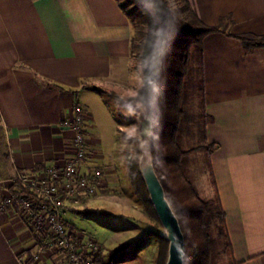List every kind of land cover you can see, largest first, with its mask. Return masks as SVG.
<instances>
[{
  "label": "crops",
  "instance_id": "0c3cea01",
  "mask_svg": "<svg viewBox=\"0 0 264 264\" xmlns=\"http://www.w3.org/2000/svg\"><path fill=\"white\" fill-rule=\"evenodd\" d=\"M185 1L203 23L221 26L202 38L205 131L217 143L210 163L233 260L264 264V46L248 51L228 34L264 35V0ZM136 56L131 21L117 0H0V180L71 156L73 108L88 109L101 93L136 91ZM91 122L87 136L101 149L88 164L103 167L116 188L121 127L113 121L105 150ZM64 260L59 250L38 251L22 221L0 215V264Z\"/></svg>",
  "mask_w": 264,
  "mask_h": 264
},
{
  "label": "trees",
  "instance_id": "16d2710c",
  "mask_svg": "<svg viewBox=\"0 0 264 264\" xmlns=\"http://www.w3.org/2000/svg\"><path fill=\"white\" fill-rule=\"evenodd\" d=\"M148 2L151 4L153 0H148ZM118 3L126 12L122 4L119 1ZM124 4H128L144 14L145 33L140 42L141 50L139 54L142 82L135 94L129 96L122 103L132 108L141 106V110H137H139L138 114L142 118L154 98L152 91L153 81L158 82L160 88L158 103L162 110V119L160 121L162 124L160 138L162 147L159 155L163 160V167H156L155 172L164 188L167 199L176 213L184 234V264H220L223 256H226V259L222 262L223 264H237L233 260L232 244L225 224L226 215L220 202L211 169L210 154L215 145L210 142H205L198 147L184 148L182 145L183 134L187 131L191 140L193 137L192 129L195 126L194 122H186L184 117V107L188 105L190 98L194 99L196 97L197 111L203 119L202 127L204 128L205 124L211 121L205 105L202 38L208 33L221 31V26L219 24L207 25L203 23L185 0L182 2V8L190 16V20L196 21L198 25L196 27L181 28L176 13H174L166 0H154L153 11L156 14L154 23L147 14L141 11L138 0H124ZM169 9L175 16L176 32L171 41L170 50L163 58L159 74L154 75L152 68L148 65L153 50L154 36L152 30L165 28L171 22ZM228 34L240 40L248 51L257 46H264V35L253 32ZM193 58L195 60L194 65H191L190 60H193ZM195 74L199 77L198 82L194 81ZM91 88L102 91L98 87ZM140 140L139 136L136 147L139 145ZM195 150L204 152L205 162L209 168L210 183L213 187L210 197H204L198 192L196 187L186 177L182 168L184 158ZM126 171L130 186L141 204L142 211L149 219L155 221L152 228L147 231V234L157 241L155 264H165L167 242L157 234L156 230L160 224L149 201L138 167L126 165ZM105 191L103 189L102 192ZM77 212L82 214L88 212L108 214V212L99 209H81ZM70 224L73 228H77L73 222H70ZM119 252V247L108 249L107 252L101 251L95 256V264H113L117 261L116 257ZM29 260L30 258H28Z\"/></svg>",
  "mask_w": 264,
  "mask_h": 264
},
{
  "label": "rangeland",
  "instance_id": "374dc122",
  "mask_svg": "<svg viewBox=\"0 0 264 264\" xmlns=\"http://www.w3.org/2000/svg\"><path fill=\"white\" fill-rule=\"evenodd\" d=\"M117 1L125 8L132 24L134 48L137 51V56L133 63L137 65L138 84L141 85L142 71L139 54L141 50L140 42L145 33V17L140 11L132 8L128 4H124V0ZM166 1L174 13H176L181 28L198 26L195 20H190V16L182 8V0ZM194 61V58L190 60L191 65H194ZM194 81H199L197 74L194 76ZM135 92V89H132V91L117 90V95L114 93V95L101 93L98 101H95V98H90L88 109L92 113V121L99 125L97 131L103 137L102 145L107 144L105 150H108V144L111 142L109 138L112 137L114 132L110 130L113 121L115 128L117 125L121 127L118 129L120 136H123L122 147L117 149L121 157L119 163L120 171L116 174V183L118 185L116 188H109V182L106 178V182L103 183V188L97 194L66 201L63 208V215L68 222H73L77 226V229L84 231L85 239L93 238L100 243L101 251L107 252L108 249L119 247L120 252L116 257V262L119 264H155L157 241L147 234V231L152 228L155 221L149 219L142 211L141 204L138 202L130 186L126 164L122 162V155L125 149L128 151L135 149L137 139L140 136L141 118L138 114L139 110L137 109L141 110L142 107H131L132 113L129 114L130 107L122 103L129 97L130 93L134 95ZM197 109L196 97L194 99L190 98V102L184 107V117L186 118V122H194L195 126L192 129L193 137L191 140L187 131L183 134L182 145L184 148L202 146L205 142L211 143L209 132L206 134V128L202 127L203 119L199 116ZM210 123L207 122L205 126ZM205 134L207 140L204 139ZM127 137L132 139L128 140L126 139ZM213 144L215 147L217 146V143ZM100 149L101 147L99 145V152ZM214 151L215 149L213 148L210 156ZM203 153V151L195 150L189 156H186L182 162V168L186 177L192 182L198 192L204 197H210L213 192V187L210 183L209 168L205 162ZM89 161L84 163L85 166ZM88 166L90 168L101 167L93 164H88ZM103 189L106 191L102 192ZM81 209H99L108 212V214L98 212L82 214L77 212ZM104 234L106 235L105 239L103 237ZM225 259L226 256H223L220 261L223 262ZM222 262L220 264H223Z\"/></svg>",
  "mask_w": 264,
  "mask_h": 264
},
{
  "label": "built area",
  "instance_id": "2783aa9c",
  "mask_svg": "<svg viewBox=\"0 0 264 264\" xmlns=\"http://www.w3.org/2000/svg\"><path fill=\"white\" fill-rule=\"evenodd\" d=\"M73 111L68 120L73 128V154L41 172L16 170L12 177L0 180V215L7 213L22 221L38 251L48 248L64 253L63 264H95L101 244L85 239L84 231L73 228L63 215L66 201L95 195L106 182L104 168L84 164L99 151L98 140L86 133L92 125L91 112L79 104Z\"/></svg>",
  "mask_w": 264,
  "mask_h": 264
},
{
  "label": "clouds",
  "instance_id": "9594fccd",
  "mask_svg": "<svg viewBox=\"0 0 264 264\" xmlns=\"http://www.w3.org/2000/svg\"><path fill=\"white\" fill-rule=\"evenodd\" d=\"M138 4L141 8V11L149 16V19L154 23L156 21V14L153 11L154 8V0L150 4L148 0H138ZM170 23L166 25L165 28L162 29H154L152 30L154 40L152 43V53L150 59L148 61L149 67L152 68L154 75H158L161 70V65L163 58L168 54L171 46V41L174 38L176 32V20L174 13L169 9ZM152 91L154 93V98L152 101V107L155 110V115L151 118V127L155 129V131H148L147 135L149 136V140H141L139 145L128 151L125 149V154L122 155V162L128 166L135 165L141 171L145 170H155L156 167H163V160L160 157L161 152V132H162V110L159 107L158 97L160 93L159 84L157 81H153ZM132 113L131 107L129 108V114ZM126 139H132L127 137ZM155 154V155H154Z\"/></svg>",
  "mask_w": 264,
  "mask_h": 264
},
{
  "label": "water",
  "instance_id": "95a60500",
  "mask_svg": "<svg viewBox=\"0 0 264 264\" xmlns=\"http://www.w3.org/2000/svg\"><path fill=\"white\" fill-rule=\"evenodd\" d=\"M153 116L154 109L151 102L145 115L140 120L141 140L150 139L147 132L153 131L150 123ZM138 171L145 185L149 201L160 224L156 230L157 234L167 242L165 264H184V234L181 230L176 213L165 195L164 188L155 170L141 171L138 168Z\"/></svg>",
  "mask_w": 264,
  "mask_h": 264
}]
</instances>
